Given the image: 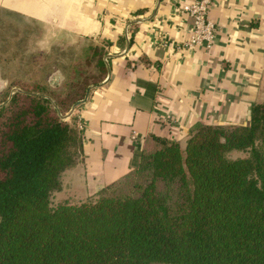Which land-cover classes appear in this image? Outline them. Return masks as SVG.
<instances>
[{"label":"trees","instance_id":"obj_1","mask_svg":"<svg viewBox=\"0 0 264 264\" xmlns=\"http://www.w3.org/2000/svg\"><path fill=\"white\" fill-rule=\"evenodd\" d=\"M68 49V86L26 83L0 109V264H264V102L246 126L196 123L185 147L150 134L136 168L53 203L84 143L65 117L107 74L104 52Z\"/></svg>","mask_w":264,"mask_h":264},{"label":"crops","instance_id":"obj_2","mask_svg":"<svg viewBox=\"0 0 264 264\" xmlns=\"http://www.w3.org/2000/svg\"><path fill=\"white\" fill-rule=\"evenodd\" d=\"M188 2L0 0L42 25L53 46L105 53L106 77L74 113L83 149L63 174L59 202L86 200L136 168L150 134L185 147L196 123L246 126L264 102V0H213L210 51L188 46Z\"/></svg>","mask_w":264,"mask_h":264},{"label":"rangeland","instance_id":"obj_3","mask_svg":"<svg viewBox=\"0 0 264 264\" xmlns=\"http://www.w3.org/2000/svg\"><path fill=\"white\" fill-rule=\"evenodd\" d=\"M45 32L46 29L35 21L0 10V109L15 93L22 92L20 87L26 83L49 86L54 77H59L64 85H69L66 83L78 63L72 62L79 52L64 58L68 47L53 46L48 36H43ZM55 71L57 73L52 76ZM82 73L76 74V81L85 77L92 79V71L87 75ZM86 98L87 94L83 100ZM53 203H59L56 196Z\"/></svg>","mask_w":264,"mask_h":264},{"label":"built area","instance_id":"obj_4","mask_svg":"<svg viewBox=\"0 0 264 264\" xmlns=\"http://www.w3.org/2000/svg\"><path fill=\"white\" fill-rule=\"evenodd\" d=\"M213 0H189L182 4L183 12L193 19V29L188 41V46L204 48L210 51L216 39L217 27L210 19V10ZM79 128L83 132L85 125L79 121Z\"/></svg>","mask_w":264,"mask_h":264},{"label":"water","instance_id":"obj_5","mask_svg":"<svg viewBox=\"0 0 264 264\" xmlns=\"http://www.w3.org/2000/svg\"><path fill=\"white\" fill-rule=\"evenodd\" d=\"M92 88H93V87H90V88H89L88 93H87V97H88V95H89V93H90V90H91ZM85 101H86V99L77 102V103L73 106V108L71 109V111L67 114V116L65 117V119H69L70 117H72L73 114L75 113V111L77 110V108H78L82 103H84Z\"/></svg>","mask_w":264,"mask_h":264}]
</instances>
